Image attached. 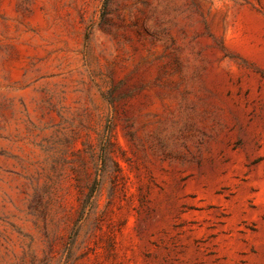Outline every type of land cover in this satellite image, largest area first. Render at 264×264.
<instances>
[{
    "label": "rangeland",
    "instance_id": "obj_1",
    "mask_svg": "<svg viewBox=\"0 0 264 264\" xmlns=\"http://www.w3.org/2000/svg\"><path fill=\"white\" fill-rule=\"evenodd\" d=\"M0 264H264V0H0Z\"/></svg>",
    "mask_w": 264,
    "mask_h": 264
}]
</instances>
